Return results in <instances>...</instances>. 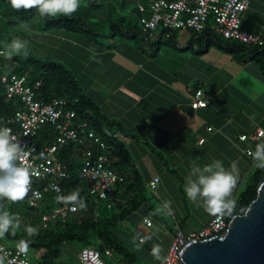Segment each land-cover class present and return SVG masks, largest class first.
I'll use <instances>...</instances> for the list:
<instances>
[{
    "label": "crops",
    "instance_id": "crops-1",
    "mask_svg": "<svg viewBox=\"0 0 264 264\" xmlns=\"http://www.w3.org/2000/svg\"><path fill=\"white\" fill-rule=\"evenodd\" d=\"M99 1L80 0L81 12L72 15L83 20L88 7L94 9ZM131 1L140 15L139 4L147 0ZM83 21L94 32L44 29L39 18L27 21L22 30L35 54L64 63L102 112L123 126L115 143H122L127 152L119 148L116 156L114 150L113 165L127 176L144 179L152 199L139 215L152 221L143 225L152 239L142 250L148 255L153 244H160L165 256L177 228L191 233L212 218L184 192L185 178L195 179L190 173L194 165L203 168L220 160L228 169L236 162L239 181L233 199L246 188L256 163L246 150L254 152L258 143H264V134L254 140H242L240 135L264 130V69L247 50H233L225 41L208 42L204 32L178 29L159 41L141 30L132 35L113 25L106 35L95 21ZM123 22L129 30L132 20ZM241 27L257 35L264 48V0H251ZM198 90L208 104L195 108ZM154 176L160 181L152 190L149 182ZM166 201H171V216L163 208Z\"/></svg>",
    "mask_w": 264,
    "mask_h": 264
},
{
    "label": "built area",
    "instance_id": "built-area-1",
    "mask_svg": "<svg viewBox=\"0 0 264 264\" xmlns=\"http://www.w3.org/2000/svg\"><path fill=\"white\" fill-rule=\"evenodd\" d=\"M250 3L251 0H147L146 4H139V10L144 12L140 18L141 30L147 38L157 39L162 36L170 37L178 29H188L195 34L208 31L225 39L262 45L263 41L257 35L241 27L242 13ZM0 83L8 99L16 97L22 103L13 115L0 119V127L11 128L12 134L24 148L23 161L37 173L32 177V184L24 201L29 206L44 209L38 215L42 227L46 228L55 221L65 222L79 210L77 206L73 211L71 205L66 206L56 199L49 207L44 202L47 193L57 196L64 193L61 181L69 179L71 172L68 164L59 159V153L71 143L83 144L86 138L90 140L83 150L77 177L89 181L88 191L94 200L103 201L109 207L121 200L117 187L125 181V175L112 166V156L107 152L109 142L102 134L89 129L88 121H78L76 111L68 108L65 98L57 97L50 101L39 98L42 81L39 79L30 83L28 73L18 74L4 70L0 72ZM201 94L202 91L198 90L192 102L193 107L208 104ZM47 125L54 127L55 138L42 147L38 144L37 137ZM103 132L109 137L118 136L108 128H104ZM263 134L264 130L259 129L256 133L241 134L240 139H259ZM249 151L251 150H246L248 154ZM159 181L160 177L154 176L149 187L155 189ZM153 182H156L155 187L152 186ZM12 213L23 217L19 211ZM33 218L35 215H30L29 219ZM230 219L227 216H212L203 228L191 233L177 228L164 256V264H184L179 252L189 240H205L215 235H223ZM151 224L152 221L147 225ZM0 247L10 253L8 259H16V264H33L29 254L17 256L16 247L4 242H0ZM105 253L109 254L110 251L106 250ZM78 256L83 264H109L102 252L95 247H83Z\"/></svg>",
    "mask_w": 264,
    "mask_h": 264
},
{
    "label": "trees",
    "instance_id": "trees-1",
    "mask_svg": "<svg viewBox=\"0 0 264 264\" xmlns=\"http://www.w3.org/2000/svg\"><path fill=\"white\" fill-rule=\"evenodd\" d=\"M143 15L144 12H141L140 18ZM34 18H45L42 20L44 29L63 28L74 31L87 29L80 16H58L54 19H48L47 17H41L35 9L15 11L8 0H0V52H5L14 38L28 42L27 48L21 50L18 54L12 53L10 57L0 55V72L11 70L18 74L28 73L30 83L40 79L42 84L38 97L44 101H50L57 97L65 98L68 108L76 111V119L78 121H88L89 129L102 134L105 140L109 142L110 146L107 152L112 156V166L114 167L113 161L117 162L114 157L119 155V148L121 152H127V149L122 143H115L117 140L115 137L117 136L109 137L104 134L103 129L108 128L118 134V131L123 126L119 121L110 119L102 112L99 105L84 91L76 76L64 63L51 57L35 54L24 32L14 29V24H25ZM122 22L113 23V26L117 27V29L120 28L121 32L125 31V33H131L132 35L140 31L138 30L140 27L133 24L127 30ZM8 25L12 26V29H8ZM87 30L90 33L94 32L92 29ZM205 35L208 36V42L210 39H215L221 44L225 41L226 46L233 50H247L258 65L264 69V48L261 45L226 40L221 36L212 35L208 31L204 32V37ZM21 105L22 103L18 98L8 99L6 97L4 87L0 83V119L13 115ZM54 138V127L47 125L45 129L40 131L37 140L38 144L44 147L50 144ZM89 142L90 140L86 138L83 144L71 143L59 153V159L68 164L71 172L69 179L61 181L64 189L62 196L79 191L80 198L86 205L84 208L79 207L78 212L65 222L55 221L44 228L38 219L39 213L44 211L43 208L29 206L24 200L16 203H11L7 200L0 201V205L3 206L4 210L10 213L19 211L23 214L21 226L16 230V234L14 236L6 234L4 238L6 241L0 239V242L5 241L4 243L15 247L19 240L31 239L29 248L34 249L36 252L34 258H32L33 264H67L63 257L65 251L71 252L72 258L78 259L79 256H77V252L72 247L74 243H80L82 247L93 245L102 252L106 262L110 264H145L129 246L122 234L124 233L122 230L124 221L130 219L133 213L139 211L148 199L145 181L142 176H127L124 174L125 181L117 187V192L121 196L120 201L115 202L111 207L103 201H95L88 191L89 181L77 177V170L81 166L83 159V150L88 146ZM114 150L116 151V156L113 153ZM263 178L264 171L255 167L249 176L246 188L235 199L236 210L233 215L245 212L250 203L256 198L258 185ZM56 197V194L47 193L44 202L49 207L53 205ZM30 215H35V218L30 220ZM28 225L38 228V235L31 238L27 237L25 228ZM106 250H109L110 253L106 254ZM106 255H110L113 261L109 262L106 259Z\"/></svg>",
    "mask_w": 264,
    "mask_h": 264
},
{
    "label": "clouds",
    "instance_id": "clouds-1",
    "mask_svg": "<svg viewBox=\"0 0 264 264\" xmlns=\"http://www.w3.org/2000/svg\"><path fill=\"white\" fill-rule=\"evenodd\" d=\"M8 2L15 11L35 9L41 17L48 19L58 16L70 17L80 7V0H8ZM27 44V41L14 38L5 52H0V55L10 57L12 53L18 54L27 48ZM24 155V148L12 134L11 128L0 127V201L7 200L16 203L23 201L27 196L32 177L37 173L23 161ZM249 155L256 162L254 166L264 171V143H258L255 151H249ZM190 173L195 176V179L191 176L185 178L187 183H185L184 192L188 200L197 207H202L212 216L231 217L236 210L233 193L239 181V169L236 162H232L228 169L220 160H215L203 168L194 165ZM155 183L153 182V187ZM56 200L66 206L71 205L73 211L77 206L86 207L80 198L79 191H74L67 196L58 195ZM163 208L167 210V215H173L171 201H166ZM144 223L150 224L151 221L145 217ZM20 226V216L4 210L0 205V239H4L6 234L14 236ZM25 231L29 238L38 235L39 232L38 228L31 225L26 226ZM151 239V235H146L140 237L137 243L136 236H133L130 242L135 250L141 251L143 245ZM30 243L31 239L19 240L15 245L17 256H27ZM162 252L163 248L160 244H153L150 255L160 264H164L165 257ZM9 256L10 253L0 247V264H16V259H8Z\"/></svg>",
    "mask_w": 264,
    "mask_h": 264
},
{
    "label": "water",
    "instance_id": "water-1",
    "mask_svg": "<svg viewBox=\"0 0 264 264\" xmlns=\"http://www.w3.org/2000/svg\"><path fill=\"white\" fill-rule=\"evenodd\" d=\"M179 254L184 264H264V178L256 198L231 217L223 235L193 238Z\"/></svg>",
    "mask_w": 264,
    "mask_h": 264
},
{
    "label": "rangeland",
    "instance_id": "rangeland-1",
    "mask_svg": "<svg viewBox=\"0 0 264 264\" xmlns=\"http://www.w3.org/2000/svg\"><path fill=\"white\" fill-rule=\"evenodd\" d=\"M97 1V0H96ZM100 5L99 6H95V8H89L86 12L85 15H83L84 19L86 22H88L87 20H91V21H95L97 24V30L100 33H104L106 35H110V33L113 31L112 25L113 23H120L122 22V20L124 21H128L129 19L132 20V24L133 25H137L138 27H140V29L138 28V30H141L142 28V24L140 21V15L133 10L135 8V4H137L135 1H131V0H126V3H123V0H100ZM80 8H78L77 12H81ZM100 12L101 14H97L94 15L95 12ZM90 13V16H87V14ZM92 14V15H91ZM45 19V18H44ZM44 19H40L41 21ZM44 23V22H43ZM124 22H122L123 24ZM23 23H17L14 24V29L17 30H22V25ZM25 25V24H24ZM28 25L24 26L25 28H27ZM8 29H12V26L8 25ZM72 34H75L76 32H71ZM101 37V36H98ZM153 38H151L152 40ZM104 40H107V37H104ZM147 205L150 203L149 201H151L152 199V195L147 194ZM141 212V210L135 212L132 214V217L128 220L124 221V226L122 227V230L124 231V233H122L124 235V237L126 238L129 246L137 253V255L139 256V258L145 262V264H154L156 263V260L153 259L152 255H150L148 253L145 254L143 252V250L141 251H137L135 250L134 245L130 242L131 238L133 236H136V242L138 243V238L141 236H146L147 235V231L145 230V228L143 227V225L145 223H141V219H143L142 215L140 216L139 213ZM149 214H151L152 216V212H148ZM205 214V212L203 211L202 214L198 215L196 217H201ZM138 215L140 217V219H138ZM186 220V218L184 219ZM5 240V239H3ZM6 241V240H5ZM4 241V242H5ZM90 247H94L93 245H89ZM73 250L75 252H77V256L79 254V252L81 251L82 244L80 243H74L72 244ZM145 247V246H143ZM66 249L67 246H65ZM65 249V250H66ZM146 249V248H145ZM28 254L30 255L31 258H34L36 252L34 249H30L28 251ZM72 253L69 251H65L63 254V257L65 258V260L67 261V264H82L81 261L78 259H74L72 258ZM106 259L109 262H112L113 259L110 255H106Z\"/></svg>",
    "mask_w": 264,
    "mask_h": 264
}]
</instances>
